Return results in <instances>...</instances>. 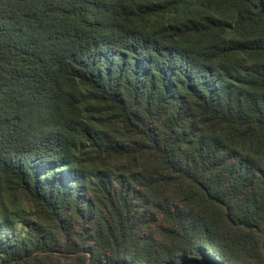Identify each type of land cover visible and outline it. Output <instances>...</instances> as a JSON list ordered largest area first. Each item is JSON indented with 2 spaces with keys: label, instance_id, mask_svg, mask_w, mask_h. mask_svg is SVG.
I'll list each match as a JSON object with an SVG mask.
<instances>
[{
  "label": "trees",
  "instance_id": "16d2710c",
  "mask_svg": "<svg viewBox=\"0 0 264 264\" xmlns=\"http://www.w3.org/2000/svg\"><path fill=\"white\" fill-rule=\"evenodd\" d=\"M0 264H264V0H0Z\"/></svg>",
  "mask_w": 264,
  "mask_h": 264
}]
</instances>
